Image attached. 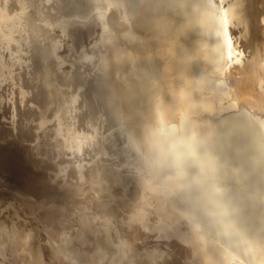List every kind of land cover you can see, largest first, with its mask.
Masks as SVG:
<instances>
[{
  "label": "bare ground",
  "instance_id": "bare-ground-1",
  "mask_svg": "<svg viewBox=\"0 0 264 264\" xmlns=\"http://www.w3.org/2000/svg\"><path fill=\"white\" fill-rule=\"evenodd\" d=\"M263 3L0 0V264H264Z\"/></svg>",
  "mask_w": 264,
  "mask_h": 264
},
{
  "label": "rangeland",
  "instance_id": "rangeland-1",
  "mask_svg": "<svg viewBox=\"0 0 264 264\" xmlns=\"http://www.w3.org/2000/svg\"><path fill=\"white\" fill-rule=\"evenodd\" d=\"M258 7H260L259 9L264 12V3H263V6H262V4H260ZM262 30H264V25H263V21L260 18V20L258 19V23L256 24L254 32L252 31L253 33L249 35V37L254 35L255 39H258L257 37H259V40L255 41L254 44L252 45L254 50L257 52V54L259 53V55H262L264 53V31L262 32ZM256 34H259V35H256ZM261 41H262V43H261ZM256 43H257V45H256ZM258 45H259V47H258ZM261 47H262L263 52L261 51ZM232 73H233V75H231ZM234 73L235 72H231L230 75L228 76V80H229V84L231 86L232 93L237 98L239 105L241 107L249 106V104L247 103L248 100L250 98H251L250 100H254V98H252L250 95L246 96L247 93L246 94L243 93V95H241V97L239 96L241 93L240 91H242V88H240V87H243V84L245 85L247 83V81L249 80V78H247L244 74H242L243 76L238 74V77H239L238 78L237 74L235 73V75H234ZM241 76H242V78H240ZM244 76L246 77V79ZM241 82H243V83L241 84ZM242 96L245 97L244 100H247V102L243 100Z\"/></svg>",
  "mask_w": 264,
  "mask_h": 264
},
{
  "label": "water",
  "instance_id": "water-1",
  "mask_svg": "<svg viewBox=\"0 0 264 264\" xmlns=\"http://www.w3.org/2000/svg\"><path fill=\"white\" fill-rule=\"evenodd\" d=\"M37 194H38V191H37ZM37 196V195H36ZM45 198V197H44ZM43 201H44V199H43ZM50 202H47L46 204H45V209H51V206H50V204H49ZM26 205V204H25ZM43 205V204H42ZM26 207L27 208H30V206H29V204H27L26 205ZM32 212H34V210H35V208H31L30 209ZM52 211H55V210H52ZM56 213H57V211L56 212H50V213H41L40 214V216L44 219V222L46 221V219L45 218H47V217H49V219H47V220H49V222H51V223H53L54 225H55V222H57V223H62V224H64L63 223V221H61L62 220V215H59V216H57V218L55 219V217L54 216H56ZM68 215H66V217H67ZM39 217V215H36V219ZM54 219V220H53ZM70 219V218H69ZM90 220H92V219H90ZM51 234H53V232L51 231ZM51 238V237H50ZM89 240H91V238L89 239ZM46 243H50V241L48 242L47 240H46ZM51 246V245H50ZM52 247H50V249H51ZM56 249V248H55ZM54 249V251L52 252V255H53V257L57 254V256L59 255L58 254V252L56 251ZM63 259H64V257H63ZM64 262H65V259L63 260ZM68 263V262H67ZM66 263V264H67ZM62 264V263H61Z\"/></svg>",
  "mask_w": 264,
  "mask_h": 264
}]
</instances>
